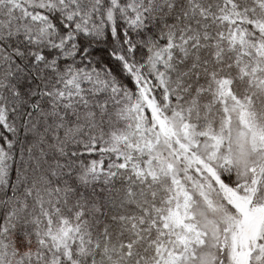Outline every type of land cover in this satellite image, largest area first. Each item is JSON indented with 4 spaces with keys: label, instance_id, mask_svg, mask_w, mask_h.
Segmentation results:
<instances>
[{
    "label": "snow or ice",
    "instance_id": "6c2138e0",
    "mask_svg": "<svg viewBox=\"0 0 264 264\" xmlns=\"http://www.w3.org/2000/svg\"><path fill=\"white\" fill-rule=\"evenodd\" d=\"M0 264H264V0H0Z\"/></svg>",
    "mask_w": 264,
    "mask_h": 264
}]
</instances>
